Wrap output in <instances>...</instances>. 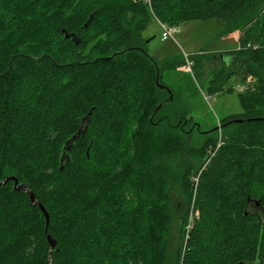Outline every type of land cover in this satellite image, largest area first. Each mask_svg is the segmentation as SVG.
I'll return each instance as SVG.
<instances>
[{"label": "trees", "instance_id": "1", "mask_svg": "<svg viewBox=\"0 0 264 264\" xmlns=\"http://www.w3.org/2000/svg\"><path fill=\"white\" fill-rule=\"evenodd\" d=\"M152 19L241 31L207 81L208 94L234 92V77L247 85L241 111L220 118L221 145L218 127L201 133L194 122V79L165 81L185 58L149 54ZM203 53L190 56L196 82ZM7 177L0 264H264V0H0ZM192 210L200 216L185 239Z\"/></svg>", "mask_w": 264, "mask_h": 264}, {"label": "rangeland", "instance_id": "2", "mask_svg": "<svg viewBox=\"0 0 264 264\" xmlns=\"http://www.w3.org/2000/svg\"><path fill=\"white\" fill-rule=\"evenodd\" d=\"M224 28L221 20H209V21H190L183 23L180 27V32L176 34L175 39L162 40L163 30L159 22L152 19L148 25L144 35L147 39V50L158 62L162 63L165 60H176L185 58V55L193 56L200 52H204L205 66L203 67L202 79L198 82L195 80L194 72H184L180 70L179 66L177 69L170 72L166 76V83L172 85L176 81L177 77H192L194 84L199 88V93L193 99L192 114L194 122L199 125L200 132L206 133L207 131L213 130L216 127L217 133L215 134L219 138V145L223 142V130L220 127V118L231 113H238L241 111V107L238 100V93L244 91L247 85L241 84L235 77L231 79L230 85L234 86V92L229 93L224 91L222 93L212 94V98L206 99L208 95L207 81L211 76L213 70L220 69L222 61L217 55L219 52L225 50H233L239 47V37L241 31H235L233 33L219 37V32ZM210 55V56H209ZM191 59V58H190ZM254 78H248V83H253ZM208 135H202V137ZM195 144V143H194ZM196 145V144H195ZM207 153L213 152V146L209 145ZM180 158L184 159V162L191 160L188 155L176 157L172 164L180 161ZM195 158V157H194ZM196 162L198 159H194ZM198 163V162H197ZM176 183V194L173 196L174 200V211L177 218L180 217L185 211L186 204L184 202V193L182 188L181 180ZM195 182L198 178L192 177ZM195 188V187H194ZM199 211H191L188 213V221L186 222L185 228V239H187L189 230L192 229L196 219L199 218ZM185 247V246H184Z\"/></svg>", "mask_w": 264, "mask_h": 264}, {"label": "water", "instance_id": "3", "mask_svg": "<svg viewBox=\"0 0 264 264\" xmlns=\"http://www.w3.org/2000/svg\"><path fill=\"white\" fill-rule=\"evenodd\" d=\"M91 18H92V17H90V20H91ZM90 20H89V21H90ZM69 36H71V37L76 41V36H75L74 34H71V35L66 34V37H69ZM76 42L78 43V41H76ZM159 76H160V74L158 73V77H157V81H156V82H157V85H158L160 88H162V85H161L160 82H159ZM160 106H161V105H160ZM160 106H159V107H160ZM159 107H158V108H159ZM63 160H64V157H62V160H61V161L63 162ZM63 168H64V167L62 166L61 169H63ZM11 179H13V177H7L6 179L0 181V186L3 185V184H6V183H7L9 180H11ZM15 182H16V190H25V191H28V192H29L31 202H32L33 204L38 205V206L41 208V210L44 212V214H45V216H46V223H47V226H48V225H49V221H50V217H49V213L47 212V210L45 209V207H44L40 202L36 201L33 192L30 191V190H28V189H27V186H26L25 184H20V185H18L17 180H16ZM46 230H47V229H46ZM48 241H49V243H50L51 248H54V247L56 246V240H55L51 235H49V234H48Z\"/></svg>", "mask_w": 264, "mask_h": 264}, {"label": "built area", "instance_id": "4", "mask_svg": "<svg viewBox=\"0 0 264 264\" xmlns=\"http://www.w3.org/2000/svg\"><path fill=\"white\" fill-rule=\"evenodd\" d=\"M159 24L163 30L162 33V40H167V39H175L176 34H178L180 32V27L181 26H177V25H168L166 23L160 22ZM193 61L190 59V56L185 55V63L183 65H181L180 70L184 71V72H192L193 69ZM212 98V94H208L206 96V99H210Z\"/></svg>", "mask_w": 264, "mask_h": 264}, {"label": "crops", "instance_id": "5", "mask_svg": "<svg viewBox=\"0 0 264 264\" xmlns=\"http://www.w3.org/2000/svg\"><path fill=\"white\" fill-rule=\"evenodd\" d=\"M236 32H233V34L235 35Z\"/></svg>", "mask_w": 264, "mask_h": 264}, {"label": "bare ground", "instance_id": "6", "mask_svg": "<svg viewBox=\"0 0 264 264\" xmlns=\"http://www.w3.org/2000/svg\"><path fill=\"white\" fill-rule=\"evenodd\" d=\"M48 234V233H47Z\"/></svg>", "mask_w": 264, "mask_h": 264}]
</instances>
